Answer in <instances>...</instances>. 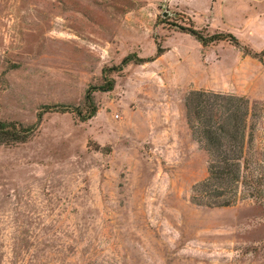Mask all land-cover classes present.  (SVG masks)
Wrapping results in <instances>:
<instances>
[{"label": "rangeland", "instance_id": "374dc122", "mask_svg": "<svg viewBox=\"0 0 264 264\" xmlns=\"http://www.w3.org/2000/svg\"><path fill=\"white\" fill-rule=\"evenodd\" d=\"M187 27L260 52L264 0H0V118L42 112L28 141L0 146V264H264V56ZM90 88L91 118L43 108L87 115ZM200 89L244 98L260 196L240 183L229 206L192 201L210 156L184 98Z\"/></svg>", "mask_w": 264, "mask_h": 264}, {"label": "trees", "instance_id": "16d2710c", "mask_svg": "<svg viewBox=\"0 0 264 264\" xmlns=\"http://www.w3.org/2000/svg\"><path fill=\"white\" fill-rule=\"evenodd\" d=\"M183 32L191 35L203 47L218 41H227L231 45L242 50L253 58L261 60L264 56V48L260 52H254L243 46L237 38L230 33H216L204 36L202 32L192 27L181 28ZM163 52L161 46H156V52L152 57H138L135 53H129L122 58L119 64L103 68L104 82L97 90L108 92L113 89L114 79L108 78L111 73L120 72L126 65L133 63L142 65L154 61ZM108 74V75H107ZM90 88L85 95L87 115H83L78 107L67 105L43 106L44 109L56 111L76 112L80 119H88L95 115L96 106ZM187 125L191 135L199 146L208 154L207 177L193 186L196 193L192 201L196 205L208 207L229 206L236 201L237 186L246 184L252 190L249 197L261 195L260 185L262 181L249 178L245 181L244 172L250 167L252 161L244 155L247 136V104L243 97L214 92L212 90H191L184 98ZM42 116L37 114L35 124L25 126L19 121H8L0 118V146L16 145L25 143L34 134ZM214 152V155L211 153ZM212 157V158H211ZM253 162V161H252ZM243 172V173H242Z\"/></svg>", "mask_w": 264, "mask_h": 264}]
</instances>
